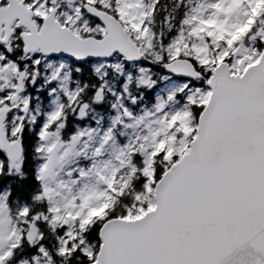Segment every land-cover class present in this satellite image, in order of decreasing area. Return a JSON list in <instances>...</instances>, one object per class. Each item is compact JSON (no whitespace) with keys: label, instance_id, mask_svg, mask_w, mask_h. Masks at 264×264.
Listing matches in <instances>:
<instances>
[{"label":"snow or ice","instance_id":"6c2138e0","mask_svg":"<svg viewBox=\"0 0 264 264\" xmlns=\"http://www.w3.org/2000/svg\"><path fill=\"white\" fill-rule=\"evenodd\" d=\"M0 264H264V0H0Z\"/></svg>","mask_w":264,"mask_h":264}]
</instances>
